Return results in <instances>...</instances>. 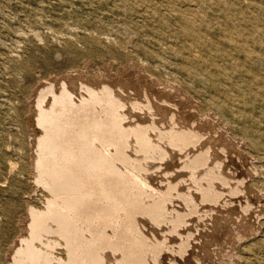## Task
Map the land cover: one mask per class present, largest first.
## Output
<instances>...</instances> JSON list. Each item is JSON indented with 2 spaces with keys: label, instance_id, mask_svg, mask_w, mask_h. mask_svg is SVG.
Instances as JSON below:
<instances>
[{
  "label": "rangeland",
  "instance_id": "374dc122",
  "mask_svg": "<svg viewBox=\"0 0 264 264\" xmlns=\"http://www.w3.org/2000/svg\"><path fill=\"white\" fill-rule=\"evenodd\" d=\"M70 77L75 84L88 78L100 85L113 82L119 90L122 84L127 86L122 94L132 100L144 99V85H151L160 126L172 125L177 111L180 125L204 131V143L214 146L220 139L221 146L231 145L237 173L249 175L246 196H233L229 188L236 191L237 184L231 176L221 202L209 203L224 224L218 238L212 236L215 218L208 204L198 197V211L190 213L175 191L169 217L188 212L187 223L173 235V225L163 223L157 236L164 241L169 232L163 251L168 249L159 260L150 253L149 264H264V0H0V264L12 263L28 235L31 208L44 209L50 197L36 182L37 98ZM175 150V163H182L187 153ZM173 165L170 173L177 170ZM151 168L148 186L155 193L168 180L163 166ZM188 177H180L182 193L195 190ZM248 197L251 210L243 214ZM240 214L248 223L238 226ZM184 237L201 248L193 247L188 261L171 253ZM54 253L66 259L63 246ZM117 259L111 255L108 262Z\"/></svg>",
  "mask_w": 264,
  "mask_h": 264
},
{
  "label": "bare ground",
  "instance_id": "6f19581e",
  "mask_svg": "<svg viewBox=\"0 0 264 264\" xmlns=\"http://www.w3.org/2000/svg\"><path fill=\"white\" fill-rule=\"evenodd\" d=\"M72 78L64 80L59 89L57 84L42 89L37 98L35 124L41 133L37 139L36 182L47 189L50 197L44 209L31 208L28 235L21 239L11 264H109L111 255L118 258L115 264H149L150 253L156 259L165 256L168 247L165 252L163 248L169 232L172 235L177 233L186 222L188 212L175 211L169 217V203L174 201L175 191L190 213L198 211V197L201 203H207L208 211L217 220L212 222L216 233L212 236L221 237L224 224L213 215L215 207L209 203L221 202L226 187L232 185L231 176L235 179L233 184H237L236 191L229 188L233 196L242 193L246 196L250 184H247L249 175L242 174L240 178L237 173L241 168L230 156L231 152L236 153L232 146L227 143L221 146L220 139H214V146L209 141L204 143V131L200 133L194 124L192 127L180 125L174 109L173 116L167 117L172 118V125L178 126H167L169 123L166 125L165 119L166 126L161 127L155 118L160 105L149 94L151 85H144V99L134 96L132 100L130 94H122L121 91L127 92V86L122 84L119 90L113 82L100 85L88 78L75 84ZM130 147L135 154L130 152ZM192 147L196 149L192 150ZM172 148L180 154L187 153L183 155L186 158L182 157L184 160L179 159L182 163H175ZM150 160L156 163L151 164ZM173 164L177 170L170 173ZM155 165L164 167L161 171L165 172L168 183L158 186L153 193L148 181L154 176L149 171ZM186 175L195 190L182 193L180 177L184 179ZM248 200V204L242 207L243 214L251 210L249 197ZM243 214H240L238 226L248 223ZM168 222L173 226L165 240L160 241L157 230L165 228L163 223ZM185 234L191 237V234ZM182 239L181 236L180 241ZM204 241L202 243L208 245ZM57 246H63L65 260L55 255ZM193 247L199 248L189 238L175 246L171 253L188 261Z\"/></svg>",
  "mask_w": 264,
  "mask_h": 264
}]
</instances>
